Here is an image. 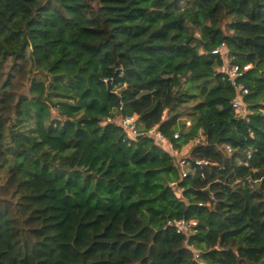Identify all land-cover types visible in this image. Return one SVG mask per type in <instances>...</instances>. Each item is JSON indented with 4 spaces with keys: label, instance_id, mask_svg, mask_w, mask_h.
<instances>
[{
    "label": "trees",
    "instance_id": "trees-1",
    "mask_svg": "<svg viewBox=\"0 0 264 264\" xmlns=\"http://www.w3.org/2000/svg\"><path fill=\"white\" fill-rule=\"evenodd\" d=\"M260 108L264 0H0V264H264Z\"/></svg>",
    "mask_w": 264,
    "mask_h": 264
},
{
    "label": "built area",
    "instance_id": "built-area-1",
    "mask_svg": "<svg viewBox=\"0 0 264 264\" xmlns=\"http://www.w3.org/2000/svg\"><path fill=\"white\" fill-rule=\"evenodd\" d=\"M213 54L219 55L223 62L218 67V71L225 75L229 79V81L233 84L234 88L237 91V95L232 102L233 108L236 110L238 115L242 119L249 120V116L252 114L249 106L244 100L245 95L249 94V90L238 80L245 75L246 72L251 70V65L240 66L237 63H234L232 58H230L227 54L225 44L218 47L213 51ZM258 112L264 115V108L258 109ZM114 119H107L106 123L114 122ZM116 123L122 127L127 134V136L131 139H135L140 136L139 130V118L137 115L130 116V117H120L116 120ZM191 122L187 121V126H190ZM151 135H154L156 139L159 141L160 145L174 158L178 157L181 151H178L173 147L171 143H169L166 138L163 136L161 132L158 131L157 127L153 128L150 132ZM179 135H176L175 138H178ZM200 137V136H199ZM195 139L192 143L199 144L205 141V138L202 139ZM227 154H231L233 152V148L231 146H226L223 148ZM198 165H207L205 161H197ZM180 170L181 178L187 177L189 174L194 173L191 162L186 158L178 159L176 162ZM170 187H172L178 194H182L181 188L178 186L177 183H170ZM216 202V200H214ZM211 204H208L210 206ZM168 226L173 227L177 234L184 235L186 237H190L192 234L196 232V228L198 226V222L196 220H188V219H180L176 221L168 222ZM200 253H195V259L198 261L200 260Z\"/></svg>",
    "mask_w": 264,
    "mask_h": 264
},
{
    "label": "rangeland",
    "instance_id": "rangeland-1",
    "mask_svg": "<svg viewBox=\"0 0 264 264\" xmlns=\"http://www.w3.org/2000/svg\"><path fill=\"white\" fill-rule=\"evenodd\" d=\"M196 35L198 37H200L199 33L196 32ZM52 117L55 118L57 117V112L55 110H52ZM183 122H186V121H190L189 118L187 116H184L183 119H182ZM202 137L204 138L203 135H200L199 139H202ZM193 145H195L194 143H189L188 145H186L183 150L180 152L179 156L175 158V161L178 162V159L180 158H185V157H188L189 154H190V151L193 147ZM0 182H2L1 178H0Z\"/></svg>",
    "mask_w": 264,
    "mask_h": 264
},
{
    "label": "water",
    "instance_id": "water-1",
    "mask_svg": "<svg viewBox=\"0 0 264 264\" xmlns=\"http://www.w3.org/2000/svg\"><path fill=\"white\" fill-rule=\"evenodd\" d=\"M108 89L110 90V83L108 84Z\"/></svg>",
    "mask_w": 264,
    "mask_h": 264
}]
</instances>
